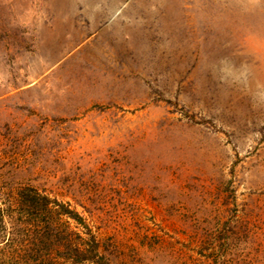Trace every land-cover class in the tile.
<instances>
[{
  "label": "rangeland",
  "instance_id": "obj_1",
  "mask_svg": "<svg viewBox=\"0 0 264 264\" xmlns=\"http://www.w3.org/2000/svg\"><path fill=\"white\" fill-rule=\"evenodd\" d=\"M84 225L107 264H264V0H0V264Z\"/></svg>",
  "mask_w": 264,
  "mask_h": 264
},
{
  "label": "trees",
  "instance_id": "obj_2",
  "mask_svg": "<svg viewBox=\"0 0 264 264\" xmlns=\"http://www.w3.org/2000/svg\"><path fill=\"white\" fill-rule=\"evenodd\" d=\"M40 200L48 201L49 199L44 195H42L40 198H38L36 195L34 197L32 196L30 199V206L35 208L38 207L37 202ZM61 209L69 218L77 220L80 223L82 222L81 218L74 211L70 209L65 210L63 207ZM84 226L86 227L84 232L86 236L85 238H80L79 236V239L81 240V242L78 243L79 245H71L70 243H66L67 251L65 254L67 259L71 262V264H107V262L104 261L103 257L99 254L98 242L96 241L95 236L90 232V229L86 225ZM58 252L60 256H63L62 252Z\"/></svg>",
  "mask_w": 264,
  "mask_h": 264
}]
</instances>
